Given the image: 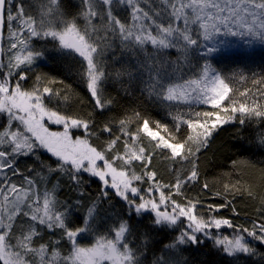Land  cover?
I'll return each instance as SVG.
<instances>
[{
  "label": "snow or ice",
  "instance_id": "snow-or-ice-1",
  "mask_svg": "<svg viewBox=\"0 0 264 264\" xmlns=\"http://www.w3.org/2000/svg\"><path fill=\"white\" fill-rule=\"evenodd\" d=\"M119 6L127 12L126 18L117 14ZM222 32L264 42V0H80L78 6L40 0L35 11H28L24 0L19 4L0 0V264H144L147 234L139 247L131 239L133 216L143 214H151V225L157 228L174 229L184 224L179 234L158 250L160 255L152 264H186L181 246L199 245L201 237L212 239L229 257L255 254L244 234L264 244V222L254 223L249 230L226 218L205 216L197 210L199 198L184 193L185 186L199 178L196 153L207 147L219 127L237 116L242 126L253 118L264 120V91L258 89L260 99H256L249 89L237 90L208 61L198 75L182 84L169 79V70L175 73L180 71L181 61L189 62L200 38L213 41ZM34 40H43L45 45L37 48ZM117 41L131 59L113 75L104 57ZM47 44L52 45L51 50ZM216 51L214 46L207 47V54ZM49 52L77 62V74L97 109L114 103L104 95L109 79L127 76V85L138 81L142 93L157 106L196 99L212 110L190 112L187 118L168 113L176 122L173 129L133 110L118 121L121 135L94 143L91 138L99 137L92 131L91 114L81 118L49 106L53 98L69 100L71 85H64L62 92L54 85H63V81L40 74L33 87L23 85L29 71ZM174 53L178 55L173 60ZM253 83L264 85V78ZM132 123L135 131L129 128ZM50 124L61 125L62 131L51 130ZM181 125L187 128L183 136L179 135ZM74 129H82L84 135H75ZM98 131L112 135L107 123ZM144 137L147 145L142 142ZM121 141L122 151L117 147ZM258 143L264 147V132ZM40 149L54 160H42ZM158 150L167 152L171 160L188 161L190 169L183 175L177 171L174 182L162 183L150 169ZM29 156L35 157L40 170L29 166V174L23 175L16 167L18 158ZM136 162L142 165L139 172ZM9 172L11 177L23 176V182L14 181ZM45 172L60 173L70 187L80 191L84 174H88L99 180L100 191L84 205L81 200L62 202L57 185L40 188ZM142 181L148 182L146 189L139 186ZM238 184L225 185V193L243 194ZM109 190L126 203L127 218L100 231L106 223L100 209L103 201L110 199ZM247 195L251 197L253 192L248 189ZM229 204L231 201L208 205V211ZM81 207L84 214L77 216V224L73 216ZM23 217L28 219L21 223ZM222 226L233 228L235 234L212 235V229ZM43 229L53 235L59 230L58 238L39 242ZM86 235H92L91 242L81 243Z\"/></svg>",
  "mask_w": 264,
  "mask_h": 264
},
{
  "label": "trees",
  "instance_id": "trees-1",
  "mask_svg": "<svg viewBox=\"0 0 264 264\" xmlns=\"http://www.w3.org/2000/svg\"><path fill=\"white\" fill-rule=\"evenodd\" d=\"M15 2L19 4L21 0H15ZM39 3L40 0H24L28 11L38 10ZM79 3L80 0H61L62 6H78ZM30 5L34 7H29ZM116 12L121 18L127 17V12L123 6L117 7ZM97 23L101 22L97 21ZM222 40H226L227 48L211 54H206L204 47H194L189 62H180V71L173 73L169 70L170 81L182 84L184 80L198 75L205 61H208L213 68L229 78V82L234 88L240 91L249 89L256 99H260V92L257 90L264 91V85L254 84L253 81L264 78V42L252 40L251 37L232 36L229 38V35H225ZM7 41L6 32L5 47ZM34 43L37 48L45 45L43 40H34ZM118 43L117 41L104 57L108 70L113 75L116 70L126 67L131 59L129 54L118 46ZM51 47V44H47L49 50ZM176 55L178 54H172L171 58L176 59ZM77 68L78 64L74 59L49 52L42 60L37 61L32 70L29 71V78L23 82V85L25 88L33 87L37 74L63 81V85H54V87L60 88L62 92L64 85H71L69 100L53 98L49 106L62 110L64 114L81 118H87L91 114L94 125L92 131L96 132L99 137V139L95 136L91 138L94 143H101L116 135H121L118 121L126 115L130 116L133 110L139 111L142 116H147L152 121L167 124L170 129L174 128L176 122L168 113H172V115L182 114L187 118L190 112L212 110L209 105H205L196 99L174 101L163 106H157L142 93L143 85L139 84L138 81H134L131 86H128L127 76L109 79L105 86L104 95L113 98L114 103L103 110L97 109L84 82L77 74ZM241 75L244 77L243 80L240 79ZM0 122H3V117H0ZM106 123L112 128L111 136L107 132L101 134L98 131ZM129 128L135 131L136 124H130ZM186 131V125H181L179 135L183 136ZM73 132L75 135H84L82 129H74ZM261 132H264V120L253 118L242 126L239 124V116H237L236 120L219 127L209 139L207 147L196 153L199 178L188 183L184 188V193L190 198H199L201 203L198 206V212L204 213L205 216L214 215L229 219L234 225L249 230L253 228L254 223L264 222V147L258 143V136ZM142 142L147 145L148 139L144 137ZM117 147L121 151L123 150L122 141L118 142ZM39 155L45 162H49L50 159L54 160L44 149L39 150ZM168 155L167 152L161 153L158 150L153 155L150 165V169L157 172V179L165 184L174 182L177 171L183 175L191 167L188 161H174L169 159ZM233 161L240 163L233 164ZM29 166L35 167L37 171L40 170L35 157L18 158L16 167L21 170L23 175L29 174ZM134 167L139 172L142 165L140 162H136ZM8 175L11 177V172ZM42 175L45 179L40 183V188H51L53 185H57V197L62 202L67 201L75 204L77 200H81L82 205H84L90 199L95 198L100 191L99 180L90 177L88 174H84L85 183L82 186V191L75 190L74 186L70 187L66 177H62L60 173L48 175L45 172ZM32 176L35 177L36 173H32ZM11 178L18 183L23 182L21 175ZM237 182H239L238 187L241 188L243 194L225 193V185H236ZM205 183L208 184L206 189L203 187ZM139 186L146 189L148 182L142 181ZM248 189L253 192V196L247 195ZM217 192L221 195H215ZM109 197L110 199L103 201L101 205V217L105 219L106 223L105 228L100 229V231L113 226L115 221L121 218H127L125 216L126 203L117 197L113 190H109ZM177 199L180 198L177 197ZM228 201H231V204L227 207L217 209L215 212L208 211V205L227 204ZM83 214L81 207L78 214L73 216L77 224L79 223L77 216ZM27 219V217H23L21 223ZM151 220V214H143L139 218L133 216L131 221L135 226L134 235L131 237L135 241V246H141V242L145 239L144 234H147V251L142 257L144 264H152V261L160 255L158 250L164 244L170 243L179 234V229L184 226V224H179L174 229L157 228L151 225ZM55 231L57 235H53L50 230L43 229L41 233L43 239L39 242L57 239L59 230ZM211 232L214 235H220L218 233L222 234V232H227L230 236L235 234L234 229L229 227L221 230L212 229ZM244 235L250 246L255 249L254 255L240 254L236 257H229L214 245L212 239L201 237L203 243L199 245L181 246L183 249L181 257L186 261V264H264V244L247 236L246 233ZM91 240L92 235H86L81 243H89Z\"/></svg>",
  "mask_w": 264,
  "mask_h": 264
},
{
  "label": "rangeland",
  "instance_id": "rangeland-1",
  "mask_svg": "<svg viewBox=\"0 0 264 264\" xmlns=\"http://www.w3.org/2000/svg\"><path fill=\"white\" fill-rule=\"evenodd\" d=\"M231 37H232V35H229V38H231ZM223 38H225V34H223V32L218 34L214 38L213 41H205L202 38H200V45L199 46H200V48H202V47L205 48L206 54H207V47H213L214 46V47H216L218 49V51L221 50V49H226L227 48V46H226L227 43H226V40L225 41L222 40ZM50 127H51V130H53V131H62V126L61 125H52V124H50ZM223 228H227V226H222L218 230H221ZM218 234H220V236H222V234L230 236V234L227 233V232H222V234L221 233H218ZM212 235H214V234L212 233Z\"/></svg>",
  "mask_w": 264,
  "mask_h": 264
},
{
  "label": "water",
  "instance_id": "water-1",
  "mask_svg": "<svg viewBox=\"0 0 264 264\" xmlns=\"http://www.w3.org/2000/svg\"><path fill=\"white\" fill-rule=\"evenodd\" d=\"M5 37H6V30H5V36H4L3 44H4V42H5Z\"/></svg>",
  "mask_w": 264,
  "mask_h": 264
}]
</instances>
